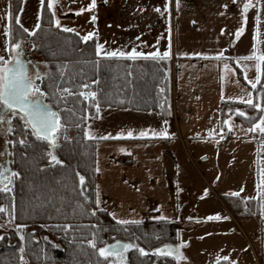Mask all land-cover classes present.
<instances>
[{
    "label": "trees",
    "instance_id": "obj_1",
    "mask_svg": "<svg viewBox=\"0 0 264 264\" xmlns=\"http://www.w3.org/2000/svg\"><path fill=\"white\" fill-rule=\"evenodd\" d=\"M9 3V38L11 41L17 38L19 42L26 40L29 50L41 58L35 63L42 74V80L37 83L48 93L46 101L60 112L62 123L66 125L64 134L69 137L65 140L62 134L58 141L56 151L58 158L64 162L62 165L50 164L45 154L46 145L37 142L33 136H26V145L19 144L18 140L17 145L8 144L12 148L17 146V158L13 163L20 175L10 193H0V205L13 212L14 204V222L17 226L24 225L19 228L23 232L27 263L106 264V260L98 257L97 249L116 240L126 241L120 239L124 237L128 238L126 242L135 241L146 251L166 243L178 245L179 229L172 221L147 223L149 225L146 226L143 221L120 224L105 210L100 209L99 214H95V142L84 138L87 119L82 118L94 116L96 109L90 101L78 95L84 90L80 85L88 84L89 90L97 91L100 107L155 111L162 119H169L172 103L169 59L154 61L139 58L132 61L127 58H98L95 55V39L83 42L76 33L57 28L47 3H43L40 10L39 28L29 34L16 23L23 0H9ZM236 72L239 80L243 81L237 69ZM92 80L99 83L93 85ZM258 86L254 90L255 103L260 90ZM64 88L75 95L57 91ZM61 96L63 99L58 102ZM240 109L252 110L253 107L221 102V126L229 115L239 120L237 116L241 115L237 110ZM259 116L241 117L246 121L245 126L251 127ZM17 123V132L22 133L21 124ZM77 124L80 126L77 127ZM77 172L85 176L83 186L79 184ZM82 190L84 195H81ZM221 200L235 215L251 206L254 209L245 213L244 217L260 215L255 199L242 201L234 195H223ZM101 215L106 217L103 222ZM65 225L71 227L65 228ZM136 229L141 231V235L134 237ZM2 235L0 233V264H25L21 261L18 236L16 240L14 235ZM94 236L96 248L87 243ZM129 264H150V261L134 252ZM217 264L231 263L220 261Z\"/></svg>",
    "mask_w": 264,
    "mask_h": 264
},
{
    "label": "rangeland",
    "instance_id": "obj_2",
    "mask_svg": "<svg viewBox=\"0 0 264 264\" xmlns=\"http://www.w3.org/2000/svg\"><path fill=\"white\" fill-rule=\"evenodd\" d=\"M174 1L176 2L177 0ZM245 2H250L251 4L246 12L243 11ZM43 3L46 4L47 0H43ZM90 3H92V0H56L54 9L51 12L55 11L60 25L75 29L73 33H79V36L82 37L88 32H92L93 36L91 38L95 39V46L100 43L104 46L103 50H115L116 24L118 11L121 6H129L136 10L134 13L131 12V17L148 15L151 14V7L158 8L161 17V28L156 30L154 34L161 36L159 50L163 53L169 48L170 52L174 49L172 18L173 15H177L178 8L179 15L184 9L185 13H187L186 16H191L194 19L198 18L194 22L198 26V31L196 29L193 31V27L189 23L186 26L188 30L185 33L180 34L179 31V42L181 43L179 54L181 52L194 53L195 50L199 49L202 51L206 42L212 39L210 37H214L213 39L217 46L224 45L223 47L226 48L225 53L232 55L239 51L238 49L244 44V55L252 56L253 58L237 61V66L243 70V77L249 85L252 86V83H257L256 65L260 64L261 74L263 61H259L256 57L264 55V0H233L230 3L228 0H179V6L174 3V7L173 0H95L94 7L89 9ZM192 3H195V5H192ZM166 4L168 6L167 9H165ZM184 4L186 5L185 7ZM42 6L41 0H23L18 17L20 27L30 30L27 33L31 34L37 29L36 25L39 24ZM80 9L84 10L81 12ZM9 11V0H0V56L5 58L9 55L8 51H6L9 42H17V38L11 41L9 36L6 37L4 35L5 28L8 26L6 14ZM93 16L95 20L92 19ZM53 24L55 25L54 21ZM231 24L236 27L234 32L231 29L230 31L227 29L228 25L231 26ZM219 26H222V28L218 29ZM180 27L181 24L179 23V30ZM57 28L62 30L61 27ZM241 28L243 31L237 35V29ZM143 34L146 35V31L139 32L141 41H143L141 39V37H144ZM180 37L183 39V43ZM197 39L201 42L196 44L195 41ZM20 43L23 51L26 52L27 57L32 62L36 63L41 60L39 56L29 50L26 40ZM155 43V41L149 40L147 43L148 52L155 51L156 48L153 46ZM248 47L249 50H247ZM253 54L255 55L253 56ZM258 87L260 89L258 93H261V104L264 105V98H262L264 96V77ZM240 112H244L247 118L262 114L254 107L252 110L240 109ZM237 117L239 120L236 119V126L241 129L234 131V140L221 147V149L208 144L198 146L197 152H206L208 156L205 166H207L209 172L203 169L197 158L191 157L194 158L196 165L201 168L200 173H203L212 190L216 193V196H213L215 199L211 196L199 198L201 193H207L206 182L201 179V174L197 177L196 174H199V171H193L194 168L189 170L185 163L179 164L182 176L186 180L185 184L188 189L190 206L184 213L185 220L180 227L179 223H174L178 229L190 230L193 228L189 232H184L185 230L181 232L182 241L190 245L184 249L186 258L182 264H216L224 261V256L229 257L228 260L238 264H264V191H262L264 190V184H261V181H264V133L259 130L250 131V129H247V131L245 129L246 121L242 118L244 116ZM17 121L18 119L13 121L14 132L7 139V141L13 140L16 145L17 140L19 142L20 139L25 138L22 133L17 132ZM258 121L259 119L255 123ZM5 129L0 130L1 152L6 150L5 145H7L6 143L3 145L5 142H3L4 134L6 135ZM244 135H250V138L253 139H241V136ZM15 147L17 149V146ZM15 147H7L11 155L7 159L2 155V158L3 160L11 161V169L17 171V167L13 163L17 158ZM56 149L55 154L57 155ZM224 149H226L227 154L222 157ZM46 158L49 162L50 159L47 155ZM16 181L14 178L13 183L8 185V187L11 188V186L16 185ZM2 192L0 191V193ZM231 193H236L237 195L234 196L239 197L242 201L246 199L257 200L259 217L258 215L255 216V214L251 218L246 219L244 217L246 216L245 213H249L254 209V206L247 208L246 211L239 212L237 215L229 211L232 218L226 214L216 198L219 197L221 199L222 195H231ZM94 212L98 215L100 209L95 207ZM217 215L220 216V219L214 218ZM100 217L102 222L106 218L104 215ZM209 217H213L214 220H209ZM14 221V213L8 209L6 213H0V233L4 234L2 236L14 235L16 240L18 236L21 241V248H23V240L20 238L21 235L23 236V232L20 231L21 229ZM159 221L164 220L147 218L143 220V223L146 226L149 225L147 223ZM140 235L141 231L136 229L133 236ZM120 239L128 241L127 237ZM21 256H23L25 264H28L24 251L21 252ZM107 263L108 260H106Z\"/></svg>",
    "mask_w": 264,
    "mask_h": 264
},
{
    "label": "crops",
    "instance_id": "obj_3",
    "mask_svg": "<svg viewBox=\"0 0 264 264\" xmlns=\"http://www.w3.org/2000/svg\"><path fill=\"white\" fill-rule=\"evenodd\" d=\"M228 1L230 3L233 0ZM174 3L179 6V0L176 2L173 0ZM157 9L151 7V14L131 17V12L134 13L136 10L129 6H121L116 24L115 50L129 51L135 47L137 51L148 52L149 40L155 41L153 44L155 51L159 50L161 36L154 34L161 28V17ZM186 14L183 9L179 15L178 8L177 15H173L172 18L174 49L170 52L169 58L172 77L170 118L162 119L155 111L100 107L99 113L96 112L86 120L85 129L97 137L87 139L95 142V170L97 167L100 169L96 171L95 207L107 211L118 223L121 220L140 223L151 218L177 222L180 227L185 220L184 213L190 206L186 180L179 165L181 163H185L189 170L194 168L193 171H199L197 177L201 174V179L208 185L205 187L207 193H201L199 198L216 196L208 180L200 173L201 168L194 161V158H197L203 169L209 172L205 166L208 156L206 152H197L198 146L208 144L221 149L235 139L234 131L241 129L236 126V120L232 115L227 116L224 121L227 120L228 123L223 122L221 126V102L249 106L244 101L252 99L255 103L254 90L261 80L257 81V86L253 88L245 81L243 70L237 66V61L247 60L244 57H248L244 55V44L232 55L225 53L224 45L217 46L214 37H210L212 39L206 42L202 51L199 49L194 52L201 55L196 56L192 53L181 55L185 52L179 54V46L181 47L179 31L180 34L185 33L188 30L186 29L188 23L193 27V31L195 29L198 31V26L194 24L198 18L194 19ZM221 28L222 26L218 27ZM235 28L231 24L227 29L234 32ZM141 31H146V35L143 34L144 37H141L143 41L139 38ZM180 40L183 43L181 37ZM198 42L201 41L197 39L195 43ZM225 64L228 65L227 69L224 67ZM261 66L262 79L264 61ZM236 69L243 81L239 80ZM251 128L252 126L245 127L246 130ZM129 130L133 132L132 137L127 136ZM142 130L149 131V135L140 137L138 133ZM153 130L156 132L166 130L168 135L153 136L151 135ZM109 135L111 138H100ZM241 139L253 138L244 135ZM226 154L227 151L224 149L222 157ZM192 156L194 158H191ZM97 193L99 205L96 203ZM216 199L226 214L232 218L222 200L219 197ZM190 230L179 228V245L184 258H186L184 249L190 245L182 241L181 232ZM227 261L231 264L234 262Z\"/></svg>",
    "mask_w": 264,
    "mask_h": 264
},
{
    "label": "snow or ice",
    "instance_id": "obj_4",
    "mask_svg": "<svg viewBox=\"0 0 264 264\" xmlns=\"http://www.w3.org/2000/svg\"><path fill=\"white\" fill-rule=\"evenodd\" d=\"M43 4V0H41ZM56 0H47V8L49 10L54 9V5ZM95 0H92V3L89 4V9L94 7ZM251 6L250 2H245L243 6V10L246 12L248 8ZM167 4L165 5V9H167ZM84 9H80L82 12ZM159 11V9H157ZM8 26L5 28L4 35L8 37L10 35V23H11V12L9 11L7 14ZM52 17L55 25L57 27H61L65 32H74L75 29L68 28L60 25L59 19L56 18L55 11H52ZM95 20V17H92ZM16 23L19 24V17L16 18ZM39 28V24L36 25ZM25 32H30L29 29H24ZM243 29H237V35L242 32ZM80 35L79 33H76ZM93 36L92 32H88L87 34L81 37L83 42H87ZM104 46L100 43H97L95 46V55L98 58H127L129 60L135 61L139 58H143L145 60L152 59L154 61L159 60H167L170 58V48L169 50H165L161 53L159 50L151 51V52H143L137 51L135 47H133L129 51L123 50H103ZM9 55L7 58L4 56H0V126L6 125L5 131L7 133H13V118H17L22 126V135L25 138L19 140V143L22 145L28 144L26 136H33L37 142H42L46 145V155L50 159L53 164L62 165L64 162L58 158L55 154L54 150L58 146V141L61 135H64V139L67 140L69 137L64 134L66 130V125L62 123V117L59 111L53 110L52 106L46 101L48 93H46L37 83L42 80V74L37 69L36 71H31V68H35V65H31L30 61H26L22 59V44L17 41L15 43L9 42L8 47L6 49ZM181 55H189L188 53H181ZM192 55L199 56L201 53H192ZM255 54H253L254 56ZM252 56L244 57V59H251ZM259 61H264V55L256 57ZM31 65V68H30ZM99 67V62L97 61V68ZM224 67L227 69L228 65L225 64ZM257 68V76L256 81L261 80L260 76V64L256 65ZM46 75V74H44ZM63 75V73H61ZM131 75V73H128ZM98 80H92L91 84H98ZM250 83H252L250 81ZM256 83H252V87L255 88ZM83 91L79 92V96L82 97L85 101H90L91 104L95 107L96 112H100V103L98 102V93L97 91L89 90L88 84L80 85ZM57 91H62V93L75 95L71 93L68 88L57 89ZM163 91V89H161ZM251 95V94H249ZM63 99V96L58 98V102ZM223 99V97H222ZM231 99V97H229ZM247 105L252 106L259 110L262 114L259 116V121L253 124L250 131L259 130L261 133H264V105L260 103L253 102L252 99H248L244 101ZM239 112V115L245 116L244 112ZM247 118V117H246ZM82 119L86 120L87 117H83ZM167 123V121H165ZM225 124L228 123L227 120L224 121ZM77 127L80 125L77 124ZM118 135H121L118 133ZM140 137H146L149 135V131L142 130L138 133ZM151 135L153 136H166L168 133L166 130H162L160 132L152 131ZM128 137L133 136V132L129 130L127 132ZM85 139H97V137L92 136L89 130L86 128L84 131ZM100 138H111L108 137H100ZM6 144L15 143L14 141H5ZM123 151V149H122ZM11 155V153L2 152V155ZM5 164H10L11 161H5ZM99 167L96 168L98 172ZM20 175L19 172L12 170L10 167H5L4 165H0V191L5 193H10L12 189L8 187L13 183L14 178ZM79 177V183L81 186L85 184V176L80 175L79 172L76 173ZM6 182V183H5ZM261 184H264V181H261ZM259 187V185H258ZM264 191V190H262ZM81 195H84L83 190L81 191ZM231 195H237L236 193H231ZM97 205H99V194L97 193ZM7 209L0 205V213H6ZM13 213H14V204H13ZM215 219H220V216L217 215L214 217ZM208 219H213V217H209ZM120 224H128V223H138L137 221H127L121 220ZM18 227L23 228L24 225H19ZM65 228L71 227L70 225H65ZM21 240L24 237L21 235ZM87 243L96 248L95 236L93 240L87 241ZM181 245H177L173 247L171 244L163 245V248H156L153 251L156 254L164 255L167 257H174L175 260L179 261L183 259V253L180 251ZM130 249H137L139 253L143 255H147V251L140 247L138 244L133 242H122L120 240H116L114 243L105 244L103 247L97 249L99 255L108 260V264H126L125 253ZM23 252V248L20 249ZM112 258V259H108ZM229 257L224 256L223 260L227 261ZM21 261H23V256H21ZM234 264V262H233Z\"/></svg>",
    "mask_w": 264,
    "mask_h": 264
},
{
    "label": "flooded vegetation",
    "instance_id": "obj_5",
    "mask_svg": "<svg viewBox=\"0 0 264 264\" xmlns=\"http://www.w3.org/2000/svg\"><path fill=\"white\" fill-rule=\"evenodd\" d=\"M22 55L24 56V58L25 59H27L28 61H30L31 62V65H35V68H31V65H30V68H31V71H36L37 70V66H36V64H35V62H32L31 61V59L29 58V57H27V55H26V52H24V51H22ZM17 118H13V121L14 120H16ZM21 124V123H20ZM7 126L6 125H3V126H0V130L1 129H3V128H6ZM10 134L11 133H7L6 132V135L4 134V138H3V142L4 141H6L7 139H8V137L10 136ZM13 141V140H12ZM5 144V142L3 143V145ZM8 145V144H7ZM7 145H5V148H6V150H4V152H6V153H9V150H8V148L7 147H9V146H11V145H14V143H10L9 144V146H7ZM54 152H55V150H54ZM0 153H2L1 152V150H0ZM5 156V158L7 159V157H9V155H7V154H5L4 155ZM6 159H4L3 160V158H2V156H0V165H4L5 167H6V164L4 163L5 161H7ZM49 163H52V162H49ZM10 165V164H9ZM19 178V176L18 177H16L15 179L17 180ZM135 243V242H134ZM166 244H171L172 246H176L177 244H173V243H166ZM135 252H138V251H135ZM134 253V252H133ZM132 253V254H133ZM139 253V252H138ZM131 254V255H132ZM140 254V253H139ZM131 255H130V257H131ZM130 257H129V260H130ZM142 257H145V258H148V260L150 261V263L152 262V261H154L156 258H154V257H146V256H142ZM157 261H158V263L159 264H161V262H164V261H170V262H172V264H182V262H183V260L182 261H174V260H172V259H169V258H166V257H163V258H158L157 259Z\"/></svg>",
    "mask_w": 264,
    "mask_h": 264
},
{
    "label": "water",
    "instance_id": "obj_6",
    "mask_svg": "<svg viewBox=\"0 0 264 264\" xmlns=\"http://www.w3.org/2000/svg\"><path fill=\"white\" fill-rule=\"evenodd\" d=\"M244 11V10H243ZM22 59H24V60H26V61H28L27 59H25L24 58V56L22 55ZM261 93H258L257 94V103H260L261 104ZM54 110V109H53ZM259 111V110H258ZM49 162H51L50 160H49ZM6 167H10V165L9 164H6ZM11 168V167H10ZM13 170V169H12ZM15 171V170H14ZM6 183V182H5ZM80 184V183H79ZM11 187H13V186H11ZM121 241V240H120ZM115 242V241H114ZM114 242H111V243H114ZM122 242H125V243H127L126 241H122ZM111 243H108V244H111ZM134 243V242H133ZM179 245V244H178ZM177 246V245H176ZM174 247V246H173ZM159 248H163V246H161V247H159ZM135 251H138L137 249H130L128 252H126L125 253V257H126V264H129V257H130V255L133 253V252H135ZM180 251H181V247H180ZM139 252V251H138ZM147 255H143V256H146V257H154V258H156L154 261H152L150 264H159L158 263V261H157V259L159 258H163V257H166V258H169V259H172V260H174V261H177V260H175V258L174 257H167V256H164V255H160V254H156L153 250H151V251H147ZM97 254H98V257L101 259V260H107V259H105V258H103V257H101L100 255H99V253H98V251H97ZM141 255V254H140ZM142 256V255H141ZM184 257V256H183ZM108 259H112V258H108ZM185 258H183V259H181L180 261H182V260H184ZM108 264V263H107Z\"/></svg>",
    "mask_w": 264,
    "mask_h": 264
}]
</instances>
